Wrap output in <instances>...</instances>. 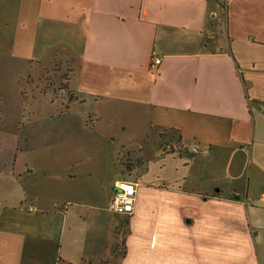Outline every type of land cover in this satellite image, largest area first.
I'll return each instance as SVG.
<instances>
[{
	"label": "crops",
	"instance_id": "obj_1",
	"mask_svg": "<svg viewBox=\"0 0 264 264\" xmlns=\"http://www.w3.org/2000/svg\"><path fill=\"white\" fill-rule=\"evenodd\" d=\"M56 50L78 69L52 141L73 148L34 180L22 140L0 151V264H264V0H0L5 140L8 93Z\"/></svg>",
	"mask_w": 264,
	"mask_h": 264
},
{
	"label": "rangeland",
	"instance_id": "obj_2",
	"mask_svg": "<svg viewBox=\"0 0 264 264\" xmlns=\"http://www.w3.org/2000/svg\"><path fill=\"white\" fill-rule=\"evenodd\" d=\"M219 38L226 37V32H217ZM54 56V57H53ZM53 60H48L41 68L37 79L20 81L14 92L8 93L5 105L2 106L7 130L12 133L10 138L4 139L5 130L0 128V151L3 157H8L9 165L15 153L17 143L22 140L20 148L26 161H29L28 171H34L29 176L36 179L38 174L51 172L56 169L55 156L69 153L73 146L69 143L58 145L52 139L58 127V114L65 107H73L66 84L78 69V63L67 50L54 51ZM63 90V91H61ZM80 108V104H75ZM77 135H82L79 128ZM8 136V135H7ZM23 136L28 139L24 141ZM56 136V135H55ZM79 148V146H78ZM121 150V149H120ZM126 158H120V168H126ZM4 168V166H2ZM128 227L125 224L120 230V261L126 253L125 239ZM118 260V259H117ZM118 264V261L117 263Z\"/></svg>",
	"mask_w": 264,
	"mask_h": 264
},
{
	"label": "built area",
	"instance_id": "obj_3",
	"mask_svg": "<svg viewBox=\"0 0 264 264\" xmlns=\"http://www.w3.org/2000/svg\"><path fill=\"white\" fill-rule=\"evenodd\" d=\"M162 63V58L156 53L152 52L150 69L157 70ZM163 151L169 153L173 151L170 143L163 144ZM192 153H197V148H191ZM138 184L134 182H120L115 185L114 195L111 204V211L122 216H131L134 212V205L136 202ZM30 212L32 209L29 210Z\"/></svg>",
	"mask_w": 264,
	"mask_h": 264
}]
</instances>
